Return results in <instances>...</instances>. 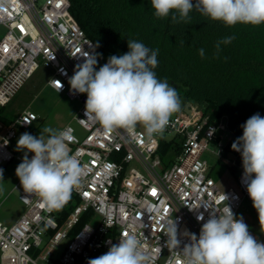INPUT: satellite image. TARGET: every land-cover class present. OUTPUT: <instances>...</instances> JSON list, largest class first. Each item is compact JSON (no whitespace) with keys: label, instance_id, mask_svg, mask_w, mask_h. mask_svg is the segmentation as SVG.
I'll use <instances>...</instances> for the list:
<instances>
[{"label":"built area","instance_id":"built-area-1","mask_svg":"<svg viewBox=\"0 0 264 264\" xmlns=\"http://www.w3.org/2000/svg\"><path fill=\"white\" fill-rule=\"evenodd\" d=\"M0 26L7 30L0 41V108L8 106L43 67L51 72L47 86L80 104L74 120L86 132L80 138L71 124L61 129L69 132L70 154L84 169L82 184L62 208L47 211L37 196L24 193L20 183L16 187L27 211L12 225L0 222L1 264H87L129 233L141 241L151 264H181L178 252L189 243L186 231L198 236L212 210L222 211L227 204L236 215L245 200L251 201L242 181L241 155L228 148L232 132L227 116L210 123L203 110L190 103L189 114L170 118L163 137L151 139L139 124L129 134L124 129L106 131L86 119V94L74 93L69 78L84 62L85 53L98 51L72 15L70 0H0ZM107 59L98 58L97 70ZM56 81L62 85L59 91ZM37 120L27 110L5 126L0 168L15 159L22 161L15 140L19 130L30 129ZM163 140L181 146L168 166L159 155ZM207 153L240 171L239 192L219 188L203 158ZM201 214L204 220L198 221ZM172 222L179 241L176 249L167 243Z\"/></svg>","mask_w":264,"mask_h":264},{"label":"clouds","instance_id":"clouds-1","mask_svg":"<svg viewBox=\"0 0 264 264\" xmlns=\"http://www.w3.org/2000/svg\"><path fill=\"white\" fill-rule=\"evenodd\" d=\"M150 3L155 17L162 19L171 14L174 23H187L190 12L195 10L229 27L238 23L264 24V0H195V3L150 0ZM234 39L232 35L218 40L217 56L221 45H228ZM127 47L126 53L109 56L98 70V58L102 54L85 53L84 62L76 66L69 78L70 88L74 93L86 94V119L99 123L104 130L124 129L133 134L139 124L149 139L154 135L163 137L171 116L181 108L178 90L167 79L158 78L154 71L159 64L158 48L153 50L134 39L127 40ZM198 53L204 58L203 48ZM61 87L59 83L58 91ZM241 128L242 135L231 147L241 155L242 181L264 229V117L255 113ZM69 138L67 130L45 126L38 136L24 132L17 140L16 151L24 155L15 175L23 192L37 196L40 207L47 211L62 208L72 191L82 184L84 169L70 154ZM28 153L34 155L29 158ZM3 172L0 168V195L4 192ZM197 220H204L203 215L197 216ZM166 235L167 243L176 249L179 241L174 222ZM184 235L189 243L178 252L181 264H264V242L251 234L243 217H237L227 204L222 211L209 213L198 236L187 231ZM87 264H151V256L143 251L137 236L129 233L111 244L104 254L88 259Z\"/></svg>","mask_w":264,"mask_h":264},{"label":"trees","instance_id":"trees-1","mask_svg":"<svg viewBox=\"0 0 264 264\" xmlns=\"http://www.w3.org/2000/svg\"><path fill=\"white\" fill-rule=\"evenodd\" d=\"M70 2L79 26L95 45L99 44L98 53L107 57L122 55L128 51V39L153 50L158 48L159 64L154 71L178 90L183 108L187 103L198 105L210 123L227 116L232 132L228 148L242 135L241 125L250 116L259 113L264 117V24L229 27L195 10L187 23H174L171 14L162 19L155 17L150 0ZM232 35L235 39L221 45L217 56L216 42ZM201 48L205 50L204 58L198 53ZM0 120L9 126L15 119L0 115ZM180 151L178 142L163 140L159 155L168 166Z\"/></svg>","mask_w":264,"mask_h":264},{"label":"rangeland","instance_id":"rangeland-1","mask_svg":"<svg viewBox=\"0 0 264 264\" xmlns=\"http://www.w3.org/2000/svg\"><path fill=\"white\" fill-rule=\"evenodd\" d=\"M6 32V28L0 26V41ZM50 77L51 72L41 67L35 75L24 84L12 102L8 106L0 109V115L16 119L27 110L37 115L38 120L34 122L31 128L40 130L35 132L28 129L19 130L18 138L24 132H28L33 136H38L45 126L61 130L67 124H71L76 129L77 135L80 138H84L86 132L74 120V116L81 108L80 104L76 101H71L65 93H57L47 86ZM184 108L183 103H181L180 110L174 113L171 118L184 114ZM4 129L5 123L0 120V139L4 134ZM170 138L172 139L173 135H169L168 139ZM17 140L18 139L15 140L16 145ZM226 142L227 139L225 138L223 143L226 144ZM209 148L213 151L217 150L215 144H210ZM19 154L23 158L24 153L19 152ZM31 154L33 153H28V155ZM203 158L210 166V176L215 180L221 190L226 191L233 188L238 192L240 191L237 183V177L240 174L238 169L233 172L229 168V165L222 163L219 161L218 157L210 153L205 154ZM20 162L21 161L15 159L12 162L4 164L2 167L4 170V181L2 182L4 192L0 195V222L6 225L14 224L27 211V207L19 200L20 190L16 189L20 182L15 175V169ZM236 216H242L244 222L249 226L251 234L258 240L264 242V229H262L259 224L258 214L253 208L252 201L245 200ZM97 220L98 218L93 224H96ZM61 250L62 247L57 251V255L61 253Z\"/></svg>","mask_w":264,"mask_h":264},{"label":"water","instance_id":"water-1","mask_svg":"<svg viewBox=\"0 0 264 264\" xmlns=\"http://www.w3.org/2000/svg\"><path fill=\"white\" fill-rule=\"evenodd\" d=\"M170 86H172L173 87V85H170ZM190 103H188V104H186V106H185V108H184V111L187 113V114H189L190 113Z\"/></svg>","mask_w":264,"mask_h":264},{"label":"snow or ice","instance_id":"snow-or-ice-1","mask_svg":"<svg viewBox=\"0 0 264 264\" xmlns=\"http://www.w3.org/2000/svg\"><path fill=\"white\" fill-rule=\"evenodd\" d=\"M153 194H155V190H153Z\"/></svg>","mask_w":264,"mask_h":264},{"label":"crops","instance_id":"crops-1","mask_svg":"<svg viewBox=\"0 0 264 264\" xmlns=\"http://www.w3.org/2000/svg\"><path fill=\"white\" fill-rule=\"evenodd\" d=\"M186 106V105H185Z\"/></svg>","mask_w":264,"mask_h":264}]
</instances>
